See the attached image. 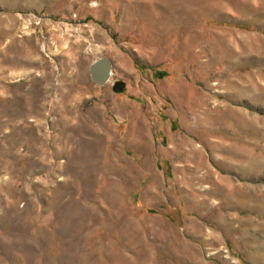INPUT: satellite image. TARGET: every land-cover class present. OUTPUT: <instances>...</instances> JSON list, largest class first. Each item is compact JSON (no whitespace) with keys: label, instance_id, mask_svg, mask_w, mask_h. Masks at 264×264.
<instances>
[{"label":"rangeland","instance_id":"1","mask_svg":"<svg viewBox=\"0 0 264 264\" xmlns=\"http://www.w3.org/2000/svg\"><path fill=\"white\" fill-rule=\"evenodd\" d=\"M0 264H264V0H0Z\"/></svg>","mask_w":264,"mask_h":264},{"label":"water","instance_id":"2","mask_svg":"<svg viewBox=\"0 0 264 264\" xmlns=\"http://www.w3.org/2000/svg\"><path fill=\"white\" fill-rule=\"evenodd\" d=\"M110 61L106 58H100L97 61H95L94 64L91 65L90 72L92 79L98 83L103 84L106 82L108 77L110 76ZM124 86V82L122 81H116L113 88L115 90L121 89V87Z\"/></svg>","mask_w":264,"mask_h":264}]
</instances>
